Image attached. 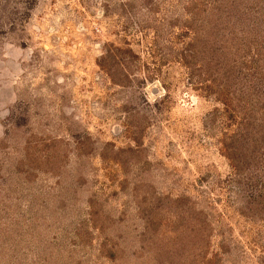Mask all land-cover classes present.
<instances>
[{
	"label": "rangeland",
	"instance_id": "374dc122",
	"mask_svg": "<svg viewBox=\"0 0 264 264\" xmlns=\"http://www.w3.org/2000/svg\"><path fill=\"white\" fill-rule=\"evenodd\" d=\"M205 3L0 0V264H197L183 241L179 261L141 247L147 216L160 237L205 221L210 264H264L238 113L177 56Z\"/></svg>",
	"mask_w": 264,
	"mask_h": 264
},
{
	"label": "trees",
	"instance_id": "16d2710c",
	"mask_svg": "<svg viewBox=\"0 0 264 264\" xmlns=\"http://www.w3.org/2000/svg\"><path fill=\"white\" fill-rule=\"evenodd\" d=\"M204 1V8L197 9V4L194 5L191 19L181 23L192 38L184 42L177 56L187 69L190 83L219 97L225 92L230 95L229 101L240 121L239 129L228 139L227 147L232 150V165L239 168V181L244 179L243 190L242 187L235 190L243 197L242 192L249 189L243 207H247L252 215H264V14L262 16L258 11L263 4L255 0ZM189 14L191 16L192 12ZM238 91L240 94L235 97ZM255 150H261V155L257 156ZM247 154L256 155L254 161L247 158ZM253 165L256 167L252 168ZM190 212L192 218L193 215L204 216L207 220L204 210L192 208ZM144 221L148 236L145 233L139 238L141 247H145L143 242L148 237H153L158 243L156 246L161 247L159 255L168 253L179 261L184 255L179 251L183 241L185 246L191 247L189 259L198 256L197 264H210L204 251V242L208 239L202 226L205 221H194L195 225L185 234L171 233L161 237L153 230L156 221L148 216ZM154 246L151 245L153 249Z\"/></svg>",
	"mask_w": 264,
	"mask_h": 264
},
{
	"label": "clouds",
	"instance_id": "9594fccd",
	"mask_svg": "<svg viewBox=\"0 0 264 264\" xmlns=\"http://www.w3.org/2000/svg\"><path fill=\"white\" fill-rule=\"evenodd\" d=\"M9 114L10 111L8 109H5L3 112H0V120L6 119ZM2 132H3V127L0 126V133Z\"/></svg>",
	"mask_w": 264,
	"mask_h": 264
}]
</instances>
